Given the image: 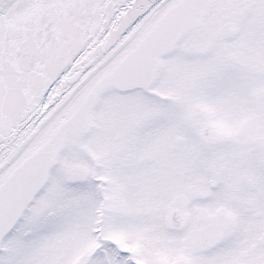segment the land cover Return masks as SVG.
<instances>
[{
    "label": "snow or ice",
    "instance_id": "snow-or-ice-1",
    "mask_svg": "<svg viewBox=\"0 0 264 264\" xmlns=\"http://www.w3.org/2000/svg\"><path fill=\"white\" fill-rule=\"evenodd\" d=\"M0 264H264V0H0Z\"/></svg>",
    "mask_w": 264,
    "mask_h": 264
}]
</instances>
